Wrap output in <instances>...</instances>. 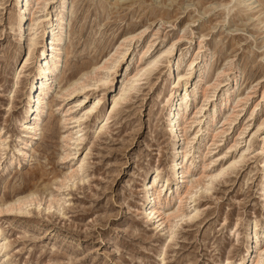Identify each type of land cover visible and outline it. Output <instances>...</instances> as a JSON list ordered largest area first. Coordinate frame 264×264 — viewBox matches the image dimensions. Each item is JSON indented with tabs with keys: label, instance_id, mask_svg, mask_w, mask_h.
<instances>
[{
	"label": "rangeland",
	"instance_id": "obj_1",
	"mask_svg": "<svg viewBox=\"0 0 264 264\" xmlns=\"http://www.w3.org/2000/svg\"><path fill=\"white\" fill-rule=\"evenodd\" d=\"M59 1L50 2L53 14ZM39 2L28 21L44 14ZM13 4L0 0V264H238L264 252V131L256 134L264 117V0H68L62 67L48 113L32 121L40 139L26 161L22 125L39 48L19 79L17 71L44 25L41 19L31 40ZM174 42L170 58L147 67ZM125 72L128 79L138 72L135 90L101 130ZM80 78L78 91L65 92ZM185 89L177 139L165 122L167 102ZM85 97L87 106L97 98L102 104L78 121ZM183 146L193 154L183 161L192 165L184 186L195 189L197 201L172 185L170 193L160 190L159 203L168 197L161 212L179 216L160 217L164 228L179 224L164 249L166 231H156L144 213V185L157 169L161 181H172L170 161Z\"/></svg>",
	"mask_w": 264,
	"mask_h": 264
},
{
	"label": "bare ground",
	"instance_id": "obj_2",
	"mask_svg": "<svg viewBox=\"0 0 264 264\" xmlns=\"http://www.w3.org/2000/svg\"><path fill=\"white\" fill-rule=\"evenodd\" d=\"M39 2L43 1V3H38L42 5L41 12L44 13L41 17L43 20V35H41V41L35 43L34 38L37 37L38 35V29H36V26L40 22L41 19H33L30 17L29 21L28 15H31V7L33 2ZM53 0H14L13 6H17L20 11V23H19V28L21 33L27 32L29 33V36L33 39V43H29L27 47H24V54H23V59L21 64L19 65V68L17 71V79H19L20 75L23 73V71L29 66L30 62L33 60L34 56V48H39L37 52V63L38 66L36 70V75L34 76L33 80H31L30 85H29V91L31 92L29 96V101L28 105L25 108L24 111V123L22 127L24 128V133L29 136L25 141V149L24 152L22 153L23 159L26 161L28 158L30 159V156L28 154V151L31 149L32 143H34L36 140L40 139L39 135V128H37V123L33 124V120L38 121L40 120L41 116L47 112L48 108L50 107L49 105V96L53 91L54 85H55V80L60 72V69L62 67L63 63V54H64V39H65V33H66V28H67V17L65 15V12L67 10V2L68 0H60L59 1V6L55 14L54 12H50L49 10V5L51 4ZM18 11V12H19ZM53 11V10H52ZM28 16V17H27ZM27 21V22H26ZM56 25V26H55ZM27 26V27H26ZM26 27V30H25ZM69 28V27H68ZM146 30L141 31L139 34H144ZM23 36V35H22ZM137 35L132 34L129 35L125 41H130L133 38H135ZM24 37V36H23ZM179 41V40H178ZM177 42V41H176ZM176 42L171 44L170 48L158 55L154 60L150 61L148 63L149 68L154 69L158 66L162 58H170L174 52V46L176 45ZM39 46V47H37ZM199 55V54H198ZM36 56V55H35ZM36 59V58H35ZM198 56H195L192 60H190L187 64L188 69H186L187 75L192 73V71L196 68L195 65L198 63ZM170 66V65H169ZM205 66V65H204ZM200 67L199 70V76L202 77L203 74L205 73V67ZM104 67V66H102ZM127 72V70H126ZM125 72V75L123 76L124 78L122 81H120V85L118 86L120 90V96L118 98L114 97L113 98V107H109L107 113H105L102 117V120L99 122V126H101V130L104 129V127L111 121L112 119V114L118 107L121 101H124L129 93H131L133 90H135V82L138 77V72L135 74L133 79H128L129 75L128 73ZM136 73V72H135ZM131 76V75H130ZM91 77V74L89 75H84L82 78H88ZM82 78L77 80L74 84H71L68 89L65 90V92L69 93L72 95L76 91H78L77 87L80 85H84L85 83L82 82ZM185 78L184 75L179 76V82H181ZM236 80V79H235ZM131 81V82H130ZM130 82V83H129ZM98 84L104 85L101 81L98 82ZM188 85V82L185 83V87ZM99 86V85H97ZM209 87V86H208ZM85 88H90L89 86ZM229 91V90H228ZM28 93V92H27ZM178 93V94H177ZM29 95V94H28ZM28 97V96H27ZM209 99L208 95H204V102H207ZM187 100H188V90L185 89V92L183 94L182 92H177L176 90H173L171 92V95L168 99L167 106H168V119L165 122L166 125L168 126V130L170 131L169 134L173 138H179V131L181 129V114L180 111L187 110ZM78 102H81L79 106H83L84 109H86L83 117H80L78 121H80L83 118H88L89 116H93L98 112L100 109V106L102 104V99L97 98L95 99L90 105L87 106V98H82ZM202 112V109H199L196 112V115L200 114ZM48 113V112H47ZM36 119H33L35 118ZM214 117H211L210 120H213ZM197 122H192V124L195 125ZM36 125V126H35ZM99 126L97 128H99ZM80 127V125H79ZM193 127V126H192ZM257 129H256V134L264 131V117L259 120L257 123ZM166 128V129H167ZM182 130V129H181ZM97 134V133H96ZM255 136L252 135L251 139ZM197 138V137H196ZM195 138V139H196ZM181 141V140H180ZM183 142V141H182ZM185 144V143H184ZM188 145L190 143H187ZM263 145H264V140H263ZM188 148L179 147L176 148L172 160L170 161V168L172 172V181L168 179H164L163 181L160 180L161 175L160 171L157 169L154 174L155 177L151 178L150 181L144 185V190L147 194V199H146V207L144 208V213L146 215V219L153 223L156 227V231H166V240L164 243V249H166L167 245L172 241L176 230L179 226V224H172L170 226H165L164 228V223L165 219L160 218L163 215H167V218H170V216H174V218H178L179 216L175 213L173 215L171 214H166L165 212H161V208H159V205H161L160 200H159V193H161L160 190H165L168 189L167 191H171V185L172 189L176 188H182L181 196L187 198L189 201L192 203L196 202L197 199V194L194 192V188H189V185L184 186L186 182V173L189 174L191 171V166H188L187 164L186 168L183 166V161L185 158H192L193 154L192 151L187 150ZM262 155L264 159V148L262 150ZM192 154V155H191ZM196 156V155H195ZM194 156V157H195ZM243 157H241L242 159ZM65 158H63L64 160ZM262 159V160H263ZM261 160V161H262ZM189 163V162H188ZM263 168H262V176L261 178V183H260V191L263 192V197H264V161L263 163ZM186 170V173H185ZM225 170H221L218 174L212 176V178H220L222 175L225 174ZM261 172V171H260ZM71 177V176H70ZM159 185V186H158ZM159 187L160 189H155L156 187ZM169 191V193H170ZM181 197V198H182ZM168 200V197H166L162 203L164 205L166 201ZM145 204V203H144ZM191 216L189 215H183V218H189ZM196 217V216H195ZM194 217V218H195ZM193 218V217H192ZM184 220V219H182ZM252 230H257L258 229V223H254V225L251 226ZM248 233V232H247ZM246 233V234H247ZM248 235V234H247ZM250 235V234H249ZM252 241V240H251ZM251 243V242H250ZM249 244V243H248ZM5 246V245H4ZM252 246V245H251ZM163 249V250H164ZM263 253L264 252H257L255 251L254 254H250L246 257H244L238 264H264V258H263ZM226 264H231L230 260L227 261Z\"/></svg>",
	"mask_w": 264,
	"mask_h": 264
}]
</instances>
